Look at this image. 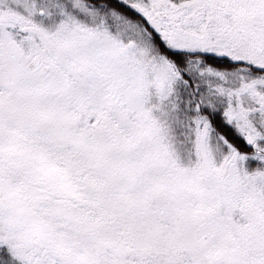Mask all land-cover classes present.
Listing matches in <instances>:
<instances>
[{
    "label": "snow or ice",
    "instance_id": "obj_1",
    "mask_svg": "<svg viewBox=\"0 0 264 264\" xmlns=\"http://www.w3.org/2000/svg\"><path fill=\"white\" fill-rule=\"evenodd\" d=\"M0 264H264V0H0Z\"/></svg>",
    "mask_w": 264,
    "mask_h": 264
}]
</instances>
